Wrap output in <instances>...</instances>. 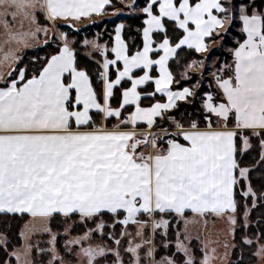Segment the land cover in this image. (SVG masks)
<instances>
[{
    "label": "snow or ice",
    "instance_id": "snow-or-ice-1",
    "mask_svg": "<svg viewBox=\"0 0 264 264\" xmlns=\"http://www.w3.org/2000/svg\"><path fill=\"white\" fill-rule=\"evenodd\" d=\"M109 6L113 0H0V29L5 33L0 65H19L22 57L14 46L26 44L38 32L47 33L40 27L16 30L17 23L21 28L24 21L36 24L38 11L55 24L61 19L79 21L101 15ZM236 9L233 3L230 15L224 0H146L141 9L147 17L141 49L130 51L121 35L123 24L116 27L111 48L95 45L103 57L102 89L94 87L89 72L78 67L76 52L63 32V46L31 76L18 66L0 73V213L42 218L78 214L81 222L111 214L112 227L123 229L120 238L108 234L118 248L82 247L86 264H98V257L113 252L114 264H125L121 250L130 256L128 264H144L143 256L149 258L148 264H175L170 256L155 260L158 252L151 246L161 229L167 234L170 221L165 215L184 217L187 211L199 216L234 214L236 186L249 173L240 167L237 154L251 147L247 133L264 135V12L252 11L247 0L239 3L238 18L246 38L233 50V63L225 66L231 75L225 78L221 75L225 69L218 70L213 74L218 91L203 95L201 118L207 127L201 130L199 122L192 120L185 129L180 120L166 114L195 94L189 87L173 90L177 81L169 60L185 46L207 52L206 40L221 35L217 30L223 29L226 19L231 24ZM166 22H172L173 30H182L177 42L167 35ZM158 33L164 35L156 43ZM197 63L204 67L202 61H193ZM154 68L158 76L151 74ZM137 69L143 74H137ZM122 82H130V87ZM150 82L154 91L143 92L141 86ZM117 86L123 91L119 105L113 107ZM157 93L166 102L142 106L143 97ZM128 106L133 110L124 116ZM111 118L117 123L109 128ZM165 119H172L177 131L162 129L163 135L150 131ZM142 125L149 131H136ZM260 143L264 147V139ZM243 195L255 193L249 187ZM228 220L236 224L234 215H228ZM107 227L100 220L70 243L79 245ZM123 241H127L126 248ZM177 247L188 255L186 264H197L182 240ZM258 254L264 255V245ZM13 255L20 260L19 254ZM212 259L205 253L200 264H210Z\"/></svg>",
    "mask_w": 264,
    "mask_h": 264
},
{
    "label": "rangeland",
    "instance_id": "rangeland-1",
    "mask_svg": "<svg viewBox=\"0 0 264 264\" xmlns=\"http://www.w3.org/2000/svg\"><path fill=\"white\" fill-rule=\"evenodd\" d=\"M133 1L134 0L123 1L122 2L123 8L120 9L118 8V10L111 11L110 13L107 14L103 13L102 15L98 17H93L90 20L85 19L80 22L68 21L66 23L56 22L55 24L52 23L50 28L42 27L37 23V21L36 24H30L28 21H24L23 28H19L18 31H25V32L29 30L34 31L36 27H40V28H46L47 33L43 31L38 32L34 38H29L26 44L21 43L19 45H15L14 47L18 48L19 50L24 49L23 51L19 52V55L22 57V61L24 59L23 58L24 55H26L27 57L26 64L22 65L21 62L19 65H15L13 62H8L7 64L0 65V73H6L10 69V67L13 66L24 67L26 68V70L29 68L32 71H36V69H38L42 65V63L46 60V58H48V56L50 57L53 53H56V51L62 45L63 41L60 39L61 32L66 33L68 35L69 42L71 46L74 48V43H76V41L78 42V37L72 31L73 28H75L74 30L76 31L77 29H79V31H84L85 27H87L91 30H95L97 34H100L98 33L96 27L99 28V26L102 25L105 18L117 17L119 15V12L128 14L129 11L126 10V8H131L132 10H134V7H132ZM234 1L235 0H231V6H230L231 9ZM247 3L251 5L252 11L264 12V1L257 0V2L254 3V0H249V2ZM260 3L263 4L262 10L258 8V5H260ZM238 6L239 5L237 4L236 16L235 19L232 20L231 24L226 19L223 29L217 30L218 32L221 33V35H216V38L210 41L206 40V43L208 44V51L198 52L196 58L185 64L184 67L179 71L178 76L181 79L191 81L189 83L194 82L192 86H187V87L191 88L194 91L195 94L191 98L198 97V100H200L201 107L203 105V95L205 92L218 91L213 74L217 73L218 70L224 68L225 70L221 72V75L225 76V78L228 75H231V72L228 71L225 68V66L231 65L233 63V50L239 45L236 47H232L231 45H226L227 40L231 42L233 41V42L242 43L243 40L239 41V36L234 33H240L241 36L242 35L244 36V39L246 38L245 34L242 32V22L238 18ZM134 11L135 14L143 13L141 9H135ZM40 13L44 15L43 12L38 11V14ZM235 23H238V26H236ZM17 24L20 27L19 23ZM225 29L227 30L226 32L224 31ZM101 31H103V29ZM97 34L96 36L93 37H86L82 42V46L85 49L84 54L93 59L97 58L96 56H94V54L97 53V51L99 50L97 47H95V45L97 44L106 45L105 42L99 41L100 35ZM80 36L83 37L82 34ZM85 40H88L90 43L88 45H85L84 44ZM45 41H48V43H45ZM2 45L3 43L0 44V46ZM30 48L35 49L36 53L34 54L30 52L27 53L26 50H30ZM75 50L77 53L76 48ZM228 55H230L229 58ZM34 56L37 59L34 58ZM193 61H197V62L202 61L204 67H201L200 63L193 65ZM31 62L35 63V68L31 67L32 64ZM82 63L88 65L87 62H85L84 60H82ZM102 64L103 61L102 62L99 61L98 65L101 67L103 71ZM189 65L192 66L189 67ZM137 74H140V72H138ZM192 74L197 75V79L193 77V80H191ZM111 78L114 79L115 74L113 76L111 74ZM127 84L128 85L125 87H130V82H128ZM174 84L176 85L178 83H174ZM102 87H103V83H102ZM202 88H203V92L200 94H196L197 90ZM147 89L152 90V87L150 86V88L148 87ZM214 89L215 91H213ZM159 97L160 96H157V98L155 97L148 98L144 101V104H150V103L152 104ZM119 98L121 99V96ZM165 99L166 98L164 96H161L160 99L158 100L164 101ZM117 100L116 99L112 100L113 107H117L119 105V103H117ZM184 102H188L187 104L191 103L189 98ZM131 110L133 109L131 106H129L128 111H125L123 115L127 116L128 112ZM166 115L168 117H174L176 120H180L181 123L184 125L182 121H185L183 120V118L185 117V113L180 116L171 115V113H167ZM189 116L192 117V120H195L196 119L195 117H198V116H193L192 113H190ZM98 119L100 118H97V120ZM186 122H189V120H186ZM116 123L117 120L112 119L108 122V127L112 128ZM158 123H159L158 127H155L150 131L156 132L159 135H163L162 129L167 132L177 131L172 119L158 120ZM97 126H99V124H97ZM188 127L189 125L188 126L184 125L185 129H188ZM206 127L207 125L205 124L203 125V127L200 128H206ZM214 127H216V125H214ZM229 127H231V125H229ZM136 131L144 132L149 130L147 129L146 125L145 126L142 125L141 127L137 128ZM247 135H249V142L251 144V147L248 148L246 151H242L241 156L243 157L244 155L250 152L249 159L245 160V162L251 163L253 160L257 159L254 157L255 156L254 144L258 141L257 139H264V135L254 136L251 135L250 132L247 133ZM181 141L183 140L181 139ZM258 142L260 144L261 153H262L264 152V147H262L260 141ZM238 143L240 144V148H243V144L239 141ZM261 153L259 156V160L258 161L255 160L256 163L255 169L257 167L259 169L258 170L259 173L255 174L256 181L258 183H259L258 180H261V177L264 179V173H263L264 160L261 159ZM241 168L249 169L248 178L246 180H243L244 183L246 184V191H247L248 185L252 184V181L250 180L251 168L245 166ZM258 189L259 188H256V190ZM252 191L255 193V196H253L252 206L255 207L257 206L258 195L253 187H252ZM250 196L252 197V195ZM248 198L249 196L246 197V201L248 200ZM247 204L248 203H245L243 207V211L240 215L238 214V211L234 213V216L236 218L235 225H232L228 219L223 220L216 216H214L213 218L210 217V219L208 220H204L203 216H199L195 213H192L191 211L186 212L184 217L177 216L175 213H170L165 215L164 218L170 221V227L166 230L167 231L166 235H165V230L161 229L159 233L155 237H153V245L151 246H155L158 252V255H155L154 259L159 261L163 257L170 256L175 261V264H186L188 260V255H186L183 251L179 250L177 247L178 241L182 240L185 246L189 249L191 256L194 258L197 264H200V262L203 261L205 253L213 257L210 264H232L236 262L237 259L239 260L242 258L246 260L247 264H264V255L258 254V251L260 247L264 245V242L260 241V237H261L260 235H258L257 237L250 236L249 232L252 224L251 216H252L253 207ZM10 214H27L28 217L27 220L22 224L19 234L17 235L19 242L18 244L13 241L14 238L13 236L9 235V233L11 232H9L8 229H4V230L0 229V248H4V251H6L8 254V259L5 261L4 264H24L25 260L29 261L30 264H86V258L80 254V249L82 247L99 246L105 249L112 248L115 250L118 248V246L114 243V240L110 238L108 234L111 233L115 235L116 238H120L119 233L123 230L122 226L120 225H116L115 228L112 227L113 217L111 216V214L99 217L95 222L93 221L81 222V219L78 214L71 217V219H65L64 216L61 218L62 220L61 219L58 220L59 222L55 224L52 221L53 216L49 218H42V217H33L28 213H10ZM260 218L261 216L258 217L257 221L254 222V224H257ZM100 220H103L105 224L108 225V227L104 229L103 233L97 232L93 234L89 240L83 241L79 245L70 243L74 239L83 236L84 233L87 232L89 229L95 228L96 224L99 223ZM3 221L4 220H0V222ZM240 222L245 228V236L243 238L244 245L247 246L248 248H252V247L254 248V251H251L252 252L251 254L255 258L254 261H252L249 255L243 252L239 253V255H241L242 257L240 256L238 258H234L235 249L237 248L235 236L237 229L241 225ZM45 229H50V231H46ZM129 231H132L134 233V228H130ZM149 235H151V233H149ZM53 236H55L54 241H53ZM129 239H131V237H129ZM246 240H252L253 243L248 244L246 243ZM137 242H139V238H137ZM10 243H13L15 247L13 248V250L8 251L9 248L8 244ZM164 245H168V247H164ZM127 246H128L127 241H123V247L126 248ZM147 247L149 246L145 247V252L147 251ZM26 249H29L27 256H25L24 254ZM212 249H215V251L212 252ZM13 253L19 254L20 256L19 261H17V258L15 255H13ZM53 256L58 257V259L53 260ZM121 257L124 259L125 264H128V261L130 260V256L126 255L123 252V250H121ZM115 259L116 257L114 252L108 254L105 257L97 258L98 264H114ZM143 259H144V264H148L149 258L143 256Z\"/></svg>",
    "mask_w": 264,
    "mask_h": 264
},
{
    "label": "trees",
    "instance_id": "trees-1",
    "mask_svg": "<svg viewBox=\"0 0 264 264\" xmlns=\"http://www.w3.org/2000/svg\"><path fill=\"white\" fill-rule=\"evenodd\" d=\"M126 1V0H113V6H109L107 7V9L105 10L104 14L110 13L111 11L114 10H118V8H123V4L122 2ZM264 1V0H261ZM242 2V0H235L234 3L238 4ZM247 2H249V0H247ZM257 0H254V3H256ZM132 7H134L135 9H142L143 7L146 6V0H134L132 3ZM224 5L226 8H228L230 10V15L232 13V9L230 8L231 6V0H224ZM263 4L260 3V5H258V8L260 10H262ZM126 10L129 11L128 14H125L123 12H119V15L117 17H111V18H105V20L103 21L102 25L98 27H96L98 33L97 34L95 32V30H91L87 27H85L84 31H76L74 30L75 28H71L72 31L75 33V35H77L78 37V42L76 41V43H74V48L77 49V61H78V67L86 70L89 72L90 76L93 79V86L98 88V89H102V80L100 78L99 73L102 71L101 67L98 65L99 61H102V56L99 53H95L94 56H96L98 60H96L95 58H91L87 55H85V49L82 46V42L86 37H93L97 35H100L99 37V41L100 42H105L106 45L108 47H112L113 46V35L115 33V27L117 26L118 23L120 22H124L126 24L125 29H124V38L126 40V42L129 45L130 51L131 52H135L138 49H141L143 47V27L144 25V20L146 18L145 14H135V11L132 10L131 8H126ZM83 21V20H80ZM38 22L40 25H48L51 26L52 23L50 21H48L45 16L43 14H38ZM167 26L169 28V31L167 32V35L169 36L170 39H172L174 42L178 41V38L181 36L182 34V30L180 29H175L174 25L172 24V22H166ZM236 26H238V23H235ZM65 27V26H63ZM103 29V31H101ZM89 33V34H87ZM83 35L80 36V35ZM237 34L239 36V41L244 40V36L240 33H234ZM164 33H158L155 35V40L156 42L160 41L161 38L163 37ZM216 38V35L213 36L210 39H207L208 41L212 40ZM77 39V38H76ZM226 45H231L232 47H236L239 45V42H231L228 41L226 42ZM35 49H30V50H26L27 53H36ZM26 53V54H27ZM178 56L173 58L170 63H169V67L170 70L173 72L174 78L177 81L178 84H173L172 88L173 89H180V88H184L187 86H192V83H189L191 81L188 80H183L181 79L178 75H179V71L184 67L185 64H187L188 62H190L191 60H193L194 58H196L198 52H196L194 49H188L187 47H184L182 50H178ZM230 57V55H228V58ZM23 61H22V65H25L27 60H26V55H24L23 57ZM34 58H36L34 56ZM49 58V56H48ZM37 59V58H36ZM47 59V58H46ZM82 60H84L85 62H87L88 65L83 64ZM31 67L35 68V63L31 62ZM43 64V63H42ZM41 67V66H40ZM39 67V68H40ZM35 71H32L31 69H27V75L31 76L32 74H34ZM115 74V72L113 70H111V74L112 76ZM193 77L197 79V75L192 74L191 75V80H193ZM195 79V80H196ZM124 87L127 86L128 84L123 82L122 84ZM203 87V86H202ZM122 88L123 87H117L115 89V96L113 98L114 99H118L117 103L120 102V96H121V92H122ZM204 88V87H203ZM203 88L197 90L196 94H200L203 92ZM215 91V89L213 90ZM119 94V97H118ZM190 102L187 104L188 102H184V101H180L178 102V107L176 109H172L170 110L171 115H175V116H180L182 114L185 113V117L183 118L182 121L184 123L185 126H188L190 124V121H192V117L189 116L190 113H192L193 116H198L195 117L198 122L200 127H203V125H205V122L202 120V115H203V111H202V107L200 106V100H198V97L196 98H189ZM145 101V100H143ZM142 101V103H144ZM197 109V110H196ZM99 118V117H98ZM186 120H189V122H186ZM97 121H100V119H98ZM159 124V123H158ZM258 141H261V139H257ZM256 142L254 144L255 149H254V157L257 158L255 160H259V156L261 153V148H260V144L259 142ZM238 147L240 148V144L238 143ZM250 153V152H249ZM249 153L244 155L243 157L241 156V152H238L237 154V160L239 161V165L241 167L245 166V167H250L251 168V172H250V180L252 181L251 186L255 189V192H257V206L253 207V196L251 197L249 195L248 200L246 201V197L243 195V193L246 191V184L244 183L243 180L240 181V183L236 186L235 189V199L237 202V211L238 214L240 215L243 211V207L245 205V203H248L250 206L253 207L252 209V224H251V228H250V236L252 237H257L258 235H260V241L264 242V179L261 177V180H258L259 183L256 181V177L255 174L259 173V169L258 167L255 169V160H253L251 163L249 162H245V160L249 159ZM263 166V165H262ZM264 167V166H263ZM264 173V170H263ZM256 188H259L258 190H256ZM251 197V198H250ZM247 204V205H248ZM261 216V218L259 219V221L257 222V224H254V222L257 221L258 217ZM77 215V214H75ZM72 215L71 217L75 216ZM108 215V214H106ZM110 215V214H109ZM28 215L27 214H10V213H0V220H4L3 222H0V228L1 230L4 229H8L9 235L13 236V241L15 243H19L18 242V237L17 235L19 234V231L22 227V224L27 220ZM62 217H64L62 214H54L52 217V221L55 223H58ZM71 217H65V219H71ZM62 220V219H61ZM56 221V222H55ZM240 227L237 229L236 231V236H235V240L237 243V248L235 249V256L234 258H238L241 255H239V253H245L247 255L250 256V258L252 259V261L255 260L254 256L251 254V251H254V248H248L247 246L244 245L243 243V238L245 236V228L242 225V223L240 222ZM16 236V237H14ZM8 251L9 250H13V248L15 247L13 243L8 244ZM242 257V256H241ZM8 259V254L6 251H4V248H0V264H4L5 261ZM232 264H247L246 260L242 259H237L236 262L232 263Z\"/></svg>",
    "mask_w": 264,
    "mask_h": 264
},
{
    "label": "crops",
    "instance_id": "crops-1",
    "mask_svg": "<svg viewBox=\"0 0 264 264\" xmlns=\"http://www.w3.org/2000/svg\"><path fill=\"white\" fill-rule=\"evenodd\" d=\"M102 15V14H101ZM146 15V14H145ZM98 16H100V15H96V14H93L92 16H90V17H83V18H81V20H90V19H92L93 17H98ZM37 17H38V12H37ZM147 18V17H146ZM145 18V19H146ZM37 21V23L39 24V22H38V19L36 20ZM68 21H71V20H68ZM68 21H65V20H63V19H61V20H58L57 22H60V23H66V22H68ZM51 22V21H50ZM73 22V21H72ZM78 22V21H77ZM79 22H80V20H79ZM51 23H53V22H51ZM120 24H123L124 25V29H125V26H126V24L124 23V22H120V23H118L117 24V26L118 25H120ZM40 25V24H39ZM42 27H48V28H50L51 26H48V25H41ZM116 26V27H117ZM16 30H19V28H21V27H19L18 26V24H16ZM116 27H115V29H116ZM124 29L122 30V33H121V35H122V37H123V39L125 40V38H124ZM41 34V33H40ZM116 34V33H115ZM115 34H114V40H115ZM142 35H143V32H142ZM38 36H39V34H38ZM155 38V37H154ZM4 39H5V33H4V30L3 29H0V44L1 43H3V41H4ZM125 42H126V40H125ZM64 43V42H63ZM63 43H62V45L60 46V47H62L63 46ZM127 43V42H126ZM157 43V42H156ZM159 43V42H158ZM113 44H114V41H113ZM101 46H104V45H101ZM59 47V48H60ZM186 47V46H185ZM109 48H111V47H109ZM25 49H27V48H25ZM30 49H32V48H30ZM74 50H75V48H73ZM24 49H20L19 50V52L20 51H23ZM58 51V50H57ZM57 51H56V53H57ZM75 52H76V50H75ZM56 53H53L52 55H54V54H56ZM97 53H99L100 54V52H99V50L97 51ZM162 54V53H161ZM50 58V57H49ZM110 58H112L111 57V55H110ZM153 58H158V56H153ZM172 60V59H171ZM171 60H169V63H170V61ZM102 61H103V57H102ZM102 61H100V62H102ZM121 68H122V64H120L119 65ZM111 70H113L114 72H115V67H113V68H111L110 69V73H111ZM136 72L138 73V72H140V74L139 75H142L143 73H142V71L141 70H139V69H137L136 70ZM151 74L153 75V76H158L159 75V73H158V71L157 70H155V68H154V70L151 72ZM174 76V75H173ZM153 85V86H152ZM150 86L152 87V90L150 89H147L148 87L150 88ZM118 87V86H117ZM154 89H155V85H154V83H149V84H146V85H143V86H141V90L143 91V92H152V91H154ZM174 91L175 90H182V89H173ZM157 96H163V94H161V93H157L156 94V96H155V98H157ZM160 97L158 98V99H160ZM148 98H154V97H143L142 98V101L143 100H146V99H148ZM166 98V97H165ZM158 99H156L155 100V102H157V101H159V102H166V99L164 100V101H160V100H158ZM144 102V101H143ZM154 102V103H155ZM151 104V103H150ZM150 104H144V103H142V106L143 107H148V105H150ZM129 107V106H128ZM128 115V114H127ZM115 120V118H111L110 120ZM109 120V121H110ZM108 121V122H109ZM100 121H97V124H100L99 123ZM114 122V121H113ZM143 126H145V125H143ZM201 130H203V129H205V128H200ZM85 130H87V129H85ZM130 130V129H129ZM181 142H184V141H181ZM249 187H251V185L249 184L248 185V187H247V189L249 188ZM252 188V187H251ZM188 212V211H187ZM228 215H234V214H225V215H221V216H217V215H214V214H207V215H204L203 216V218H204V220H208V219H210V217L211 218H213L214 216H216V217H218V218H220V219H223V220H225V219H228Z\"/></svg>",
    "mask_w": 264,
    "mask_h": 264
}]
</instances>
